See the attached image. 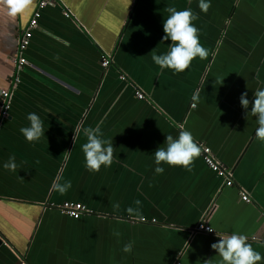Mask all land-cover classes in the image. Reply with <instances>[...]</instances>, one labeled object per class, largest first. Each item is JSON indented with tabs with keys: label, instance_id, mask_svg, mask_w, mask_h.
<instances>
[{
	"label": "crops",
	"instance_id": "obj_1",
	"mask_svg": "<svg viewBox=\"0 0 264 264\" xmlns=\"http://www.w3.org/2000/svg\"><path fill=\"white\" fill-rule=\"evenodd\" d=\"M39 1L15 18L0 6V91ZM210 4L204 13L199 0H55L42 10L10 112L0 116V264H220L211 245L232 234L247 236L264 257V142L240 103L247 92L250 112L264 88V0ZM169 6L198 16L209 53L182 73L161 70L150 54L169 50ZM33 112L45 134L30 143L20 129ZM98 123L115 150L112 165L93 173L83 129ZM181 125L211 148L232 186L201 155L190 171H155L154 152ZM9 156L15 171L3 167ZM66 182L64 194L53 188ZM66 201L90 212L73 219L57 208ZM203 221L215 232L193 234Z\"/></svg>",
	"mask_w": 264,
	"mask_h": 264
},
{
	"label": "clouds",
	"instance_id": "obj_2",
	"mask_svg": "<svg viewBox=\"0 0 264 264\" xmlns=\"http://www.w3.org/2000/svg\"><path fill=\"white\" fill-rule=\"evenodd\" d=\"M32 5L33 0H0V6H3L7 15L12 18L31 10ZM198 6L201 11L207 13L211 7L210 0H199ZM165 11L169 15L163 21L165 35L162 39L171 41L169 50L160 55H157L153 50L150 54L153 62L161 70L170 69L175 73H182L190 68L196 58L206 59L209 53L200 43L199 30L193 24V21L198 19V16L190 8L178 11L176 7L169 6ZM192 99L196 101L198 96L194 94ZM240 103L246 110V118L249 116L256 118L258 125L256 138L264 142V88L255 90L250 112H247L250 104L247 92L241 95ZM27 120L30 122L29 126L22 127L20 132L28 142L38 141L45 134L43 121L34 112L27 115ZM100 123L94 128L83 129L87 142L82 145V151L86 168L93 173L99 172L102 166L110 167L112 165L115 150L113 141L103 139ZM179 127L181 130L178 136L167 135L164 145L154 152L155 164L157 165L155 171L157 173L164 171V168L160 167L161 164H167L171 167H183L190 171L191 165L201 154V147L194 142L192 133L183 130L182 125ZM65 153L70 152L66 151ZM3 167L7 170L15 171L18 167L15 156H9ZM70 187V182L53 184V188L61 194L67 192ZM139 203V201H136V204ZM115 207L118 208L119 206L115 205ZM128 211L131 214L134 210L129 208ZM209 231H211V228ZM132 247L133 244L129 242L124 246L123 251L130 253ZM211 248L218 254L220 264H258L264 259L248 243V237L245 235L232 234L220 237L218 242L211 245ZM205 264H212V259L205 261Z\"/></svg>",
	"mask_w": 264,
	"mask_h": 264
},
{
	"label": "built area",
	"instance_id": "obj_3",
	"mask_svg": "<svg viewBox=\"0 0 264 264\" xmlns=\"http://www.w3.org/2000/svg\"><path fill=\"white\" fill-rule=\"evenodd\" d=\"M55 0H40L39 1V7L35 11L34 16L32 20L30 21V24L27 28V30L24 32L23 35L20 36L19 42H18V49L14 56L15 61V72L10 76L9 79V86L6 89L1 90V104H0V116L2 119L7 118L8 114L11 109V100L13 97V93L15 92L17 86L20 83V71L28 64V61L26 57L24 56V53L27 51L31 44V39L33 37L34 30L38 27L39 19L42 16V10L49 6L50 4H53ZM66 17H70L68 13H65ZM111 64V60L107 56H103V67L107 68ZM139 99H144L143 94H137ZM197 143L198 146L201 147V156L205 162V164L217 175L220 177H223L227 180L226 185L232 186L233 181L231 180L232 175L228 171V169L220 163L214 153L212 152L211 148H209L207 145L203 143ZM241 198L245 202H250V196L247 192L242 191L241 192ZM63 214L73 218V219H80L83 214L90 212L87 207L79 202H72V201H66L59 207H57ZM145 221V219H142ZM211 227L206 225V223L203 221L199 223L194 229H192V233L197 232H205L212 234L215 231L211 228V231H209ZM21 264H25L22 262ZM178 264V263H177Z\"/></svg>",
	"mask_w": 264,
	"mask_h": 264
},
{
	"label": "water",
	"instance_id": "obj_4",
	"mask_svg": "<svg viewBox=\"0 0 264 264\" xmlns=\"http://www.w3.org/2000/svg\"><path fill=\"white\" fill-rule=\"evenodd\" d=\"M0 93H1V91H0ZM2 236L0 235V245L2 244Z\"/></svg>",
	"mask_w": 264,
	"mask_h": 264
}]
</instances>
